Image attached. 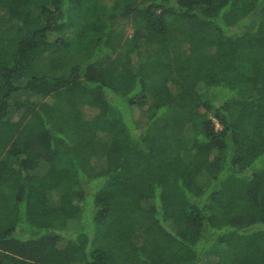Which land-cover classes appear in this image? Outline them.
<instances>
[{
  "label": "trees",
  "instance_id": "1",
  "mask_svg": "<svg viewBox=\"0 0 264 264\" xmlns=\"http://www.w3.org/2000/svg\"><path fill=\"white\" fill-rule=\"evenodd\" d=\"M0 264H264V0H0Z\"/></svg>",
  "mask_w": 264,
  "mask_h": 264
},
{
  "label": "rangeland",
  "instance_id": "2",
  "mask_svg": "<svg viewBox=\"0 0 264 264\" xmlns=\"http://www.w3.org/2000/svg\"><path fill=\"white\" fill-rule=\"evenodd\" d=\"M103 7V8H102ZM101 10L102 11H104V13H110L112 10H113V8H112V6H101ZM132 33H133V30H132V28L129 26V27H127L126 28V35L127 36H131L132 35ZM82 166V165H81ZM87 173L89 174V175H92L94 172L93 171H90V169L87 171Z\"/></svg>",
  "mask_w": 264,
  "mask_h": 264
}]
</instances>
